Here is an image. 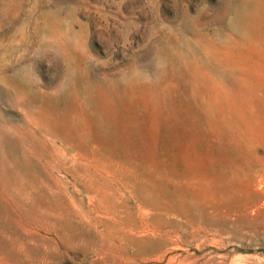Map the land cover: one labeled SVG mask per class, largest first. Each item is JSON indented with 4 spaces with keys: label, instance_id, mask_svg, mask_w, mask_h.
<instances>
[{
    "label": "rangeland",
    "instance_id": "obj_1",
    "mask_svg": "<svg viewBox=\"0 0 264 264\" xmlns=\"http://www.w3.org/2000/svg\"><path fill=\"white\" fill-rule=\"evenodd\" d=\"M0 264H264V0H0Z\"/></svg>",
    "mask_w": 264,
    "mask_h": 264
}]
</instances>
